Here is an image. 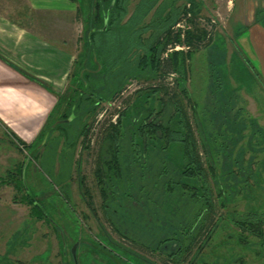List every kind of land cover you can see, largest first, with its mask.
Returning <instances> with one entry per match:
<instances>
[{"label": "trees", "instance_id": "1", "mask_svg": "<svg viewBox=\"0 0 264 264\" xmlns=\"http://www.w3.org/2000/svg\"><path fill=\"white\" fill-rule=\"evenodd\" d=\"M179 1L138 0L130 11V0H89L91 12L83 18L84 46L72 64L70 90L56 96V104L33 143L23 144L11 134L17 150L35 145L31 154L34 159L39 157V147L46 148L54 156L62 137L64 148L59 160H70L69 153L77 140L81 139L83 146L86 144L89 128L102 104L113 101L131 81L152 85L137 89L134 100L127 98L126 108L112 114L105 122L106 128L102 125L105 131L101 140L107 155L99 156L95 171L103 218L130 247L112 240L99 225L101 243L80 241L78 244L86 252L78 255L77 250L73 256L70 248L77 243L74 239L73 245L68 247L69 260L67 242L60 229L63 264H78L77 258L83 260L91 254L101 257L106 264H152L135 249L162 256L171 264H184L197 237L205 233L214 218L213 228L205 240L214 239L215 229L223 231L228 222L238 230L237 246L246 247L247 237L251 236L264 248V211H258L260 205L239 218L234 213L225 220L216 215L218 208L226 209L228 204L236 206L248 187V180L258 178L259 169L264 171V158L259 162L256 157L263 150L258 151L254 143L253 146L249 143L248 151L255 154L245 158L247 149L239 145L244 138L243 131L249 126L250 139L255 138L257 144L262 145L264 127L258 126L255 119L248 122L242 118L241 109L233 116L224 115L232 113L231 109L221 104V98H210L204 115L197 118L199 132L195 135L192 120L180 99L185 100L194 111L193 116H197L196 103L190 98L186 84L193 51L206 39V31L194 22L199 17L200 2L184 0L191 5L193 16L192 30L186 32L184 43L192 49L164 56L169 45L182 43L180 32L172 29L187 11L186 5L177 4ZM259 19L264 20V10L256 11L255 21ZM216 58H212L210 77L213 81L220 77L221 82L226 79L224 64L221 62L222 70ZM219 80L214 81L212 94L220 92ZM34 81L48 90L42 82ZM161 92L168 101L159 98ZM156 101L159 108H155ZM218 104L224 113L217 114L213 110ZM113 115L116 118L111 122ZM70 118L81 123L79 130H72L71 125L65 123ZM219 118L222 120H214ZM54 132L59 135L52 137ZM227 138L232 147L225 144ZM67 150L71 151L67 153ZM31 159L25 158L16 168L18 173L14 180L18 184L15 187L22 186L23 171ZM253 167L258 168L257 173ZM78 189L82 196L88 197L87 208L93 212V202L83 178L78 180ZM61 197L68 200L64 194ZM24 199L31 205V215L35 219L52 224L54 229L59 227L45 215L43 206L34 201V195H25ZM133 204L137 219L126 214L128 208L134 210ZM183 206L189 213L184 212ZM114 219L122 224L116 226ZM124 225L125 228L129 226L125 232Z\"/></svg>", "mask_w": 264, "mask_h": 264}, {"label": "rangeland", "instance_id": "2", "mask_svg": "<svg viewBox=\"0 0 264 264\" xmlns=\"http://www.w3.org/2000/svg\"><path fill=\"white\" fill-rule=\"evenodd\" d=\"M10 1L11 3L8 2L10 6H6L0 2V7L14 9L27 8L25 4L20 3L18 0ZM137 1L138 0H130V11ZM198 1L201 3L199 4L200 12L198 16L202 20L213 17L216 21V27L214 28V37L206 42L204 46L193 51L190 61L189 79L186 86L188 87L190 98L196 103L195 109L197 116H193L194 111L185 104V100L180 99L190 120H192L191 125L195 135L199 132L197 118L204 115L206 110L204 107L209 106L210 98H212V100L214 98H221V104L223 106L226 104L225 106L230 108L232 112L224 113L221 111L222 107L220 108L218 104L217 108H213L217 114L224 113V115L233 116L237 110L241 109L243 110L242 118L248 122L255 119L258 126L264 127V79L260 77L258 65L249 60V57L245 53L246 51L242 49V44L239 42L241 39H239L237 43L239 48L236 50L233 49V43L235 44L238 38L241 36L246 37L243 16L245 13L252 12L253 8H255V1L257 2V0H253V2L248 5L245 3L246 0H233V13L232 0ZM46 3H48L46 4L48 7L56 9L64 6L76 8V13H74V17H72V19H74V21H72L74 31L73 35L70 33L67 47V50L74 56V60H76L81 54L84 46L83 36L85 24L83 18L86 14L89 15L91 12V9H89V0H69L68 2L65 0H49ZM177 4L180 6L184 5V7L186 5L187 12H191V5L189 4L187 8V2L184 0L177 2ZM229 4L230 7H228ZM93 11L95 10L93 9ZM27 13L29 22H26V24L33 25L37 23L38 16L30 12ZM184 15H181L179 21L184 18ZM48 17L49 16L45 15L44 19ZM56 17L58 18L56 19ZM31 18L35 19L34 22ZM238 18H240L242 22L241 20H237ZM52 20L54 24L63 26V21L66 20V18L60 15L53 16ZM49 23L50 21L47 19L46 24L44 21L43 25L48 26ZM62 31L63 29H60L57 32L61 39L64 38ZM215 57H217L215 60L219 61V67H221L222 70L223 66L221 62H223L224 72L226 73L223 74L226 75V79L220 82V77L219 79L217 78L221 84V88H219L221 90L220 92L217 91V94L216 92L212 94L211 91L212 88H214V81H218L217 79L213 81L210 77V69H212L211 62L212 58ZM72 71L73 66L66 82H64L57 91L59 95L66 94L70 90L69 88H71L72 83L69 80V76ZM150 85L131 81L113 101L108 104H102L98 110L95 121L91 123L89 128L86 144L84 146L81 145V139H78L73 151L69 153L71 150H67L70 160L64 159V162H60L59 160L62 148H64V140L62 137L54 156H51L48 151H46V148L39 147L37 153L39 157L34 159L31 154L35 149V145L30 149L18 147L17 150L9 135L6 137L0 135V264H63L61 257L62 251L60 249L58 237L60 229L63 230L67 242L66 257L69 260L68 247L73 245L74 239H77V243H75L77 244L75 253L78 250V255L82 254L84 251L86 252L78 242L85 240L90 244L96 243V241L101 243L102 239L98 235L99 225L102 227L104 233L108 234L112 240L119 244H124L126 247H130V244L124 243L103 218L100 209L101 197L96 186L95 171L97 169L99 156L103 157L107 155L105 153V143H102L101 140V134L105 131L104 128H106V120H108L112 114H115L117 110L122 111L126 108L127 98H132L134 100V92L137 89H144L146 86ZM159 98L168 101L163 92L160 93ZM154 105L155 108H159L157 101ZM169 112L170 109L168 108V113ZM115 118L116 115H113L111 122L115 121ZM214 120L221 121L222 119L219 118ZM65 123L70 124L72 130H79L81 127V123L73 122L71 118L69 122ZM102 125L105 127L103 128ZM216 128L217 124L216 121H214L213 129L216 131ZM58 135V132H54L51 136L56 137ZM243 135L244 138L239 141V145H243L247 149L245 158H248L250 154H255L249 152L247 148L249 147V143H252V146L254 143L258 151L263 150L256 154L257 161H262L264 158V141L262 145H258L255 138L252 140L250 139V126L243 131ZM229 142L230 140L227 138L225 144L232 147L229 145ZM199 152L201 153V158H203L204 155L202 151L199 150ZM45 153L46 156H43ZM25 158L32 159L23 171L22 186H18L17 188L15 185L18 184V181L14 180V177L17 179L16 174L18 172L15 170ZM220 159L222 158L220 157ZM220 164L221 163H219V165ZM253 169L255 173L258 172L257 167H253ZM259 170L261 171L258 177L259 179L255 178L248 180V187L244 190L245 192L240 195L238 204L236 206L228 204L226 209L218 208L216 210L217 216L221 215V217L224 218L223 220H225L228 216H234L232 215V213H234L235 217L239 218V216L241 217L247 212H250L251 209L259 208V205L261 209L258 211H264V171H262V169ZM79 178H83L84 184L89 191V196L95 209L93 212L87 208L86 202L88 197L82 196V193L78 189ZM2 181L4 183H2ZM63 194L66 196V199H68L67 201L61 197ZM25 195H34V201L43 206L45 215L49 216L59 227L54 229L52 224H47L42 220L35 219V217L31 215V205L25 202ZM132 206L134 210L128 208L126 214H129L131 218L137 219L136 205L133 204ZM183 208L186 214L189 213V209L186 206H183ZM215 220L216 218H214V221ZM114 221L116 226L121 223L120 220L114 219ZM214 221L208 225L209 227L205 233L197 237L195 247L190 251L191 253L188 254L184 264H264V248L258 246L256 238L248 236V245L246 247L237 246L235 240L238 230L228 222L223 231L218 228L215 229L216 237L214 239L209 238L205 240L208 231L213 228ZM128 229L129 226L125 228L124 225L123 232ZM134 234H137L136 231H134ZM135 237L140 239L138 235ZM135 250L152 264H171L165 258L157 254L140 252L138 249ZM233 258H235L234 261ZM122 259L125 261L127 260L125 257H122ZM77 262L78 264H106L101 257H97L95 254L83 257V260L79 257L77 258Z\"/></svg>", "mask_w": 264, "mask_h": 264}, {"label": "crops", "instance_id": "3", "mask_svg": "<svg viewBox=\"0 0 264 264\" xmlns=\"http://www.w3.org/2000/svg\"><path fill=\"white\" fill-rule=\"evenodd\" d=\"M18 1L27 8L0 7V135L11 137L13 134L22 143L31 144L54 108L59 95L57 91L66 82L72 68L74 56L67 47L70 33L73 35L74 31L72 17L76 8L48 7L46 2L49 0ZM0 2L6 6L11 3L10 0ZM252 2L246 0L245 3ZM256 10H264V0L255 1L252 12L243 16L246 37L241 36L235 44L231 43L236 50L241 39L242 49L249 60L258 65L260 77L264 79V20L255 21ZM27 12L38 16L37 23L26 24L29 22ZM45 15L49 17L44 19ZM60 15L66 18L63 26L52 20L53 16ZM47 19L50 25L44 26ZM31 20L34 22L35 19ZM60 29H63V39L57 33ZM34 80L42 82L48 90Z\"/></svg>", "mask_w": 264, "mask_h": 264}, {"label": "built area", "instance_id": "4", "mask_svg": "<svg viewBox=\"0 0 264 264\" xmlns=\"http://www.w3.org/2000/svg\"><path fill=\"white\" fill-rule=\"evenodd\" d=\"M188 7H189V4H187V8ZM185 14L186 15H184V18H182L181 21H179L174 27H172V29L175 31L180 30L179 38L182 43L181 44L176 43L173 45H169L167 47V50L164 56H166L168 53H171L173 51H188L192 49L191 46H189L188 44L184 42H185V33L188 30H192L191 20L193 16L191 12L186 11ZM194 22L198 24V26L201 27V29L206 31V39L198 44V48H201L202 46L206 44V42H208L214 37L213 34H214V28L216 27V21L214 20L213 17H210L207 20H202L200 17H198L197 19L194 20Z\"/></svg>", "mask_w": 264, "mask_h": 264}, {"label": "water", "instance_id": "5", "mask_svg": "<svg viewBox=\"0 0 264 264\" xmlns=\"http://www.w3.org/2000/svg\"><path fill=\"white\" fill-rule=\"evenodd\" d=\"M104 25L106 26V22L104 23ZM69 121H70V119L66 120L65 122H69ZM76 245L77 244H74L73 247L71 248V253H72L73 256H74V253H75Z\"/></svg>", "mask_w": 264, "mask_h": 264}]
</instances>
